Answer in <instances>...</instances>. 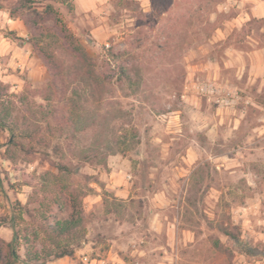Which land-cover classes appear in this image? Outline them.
I'll use <instances>...</instances> for the list:
<instances>
[{
	"label": "rangeland",
	"instance_id": "1",
	"mask_svg": "<svg viewBox=\"0 0 264 264\" xmlns=\"http://www.w3.org/2000/svg\"><path fill=\"white\" fill-rule=\"evenodd\" d=\"M57 1L67 31L112 78L91 91L70 84L75 56L46 19L33 34L69 85L51 91L20 19L33 17L11 18L24 37L0 23V217L15 218L17 264L47 262L54 242L74 249L70 264H264V0ZM120 66L129 80L117 81ZM63 92L72 103L61 112ZM53 162L66 167L58 177ZM57 186L76 191L83 221L54 241L45 227L66 217Z\"/></svg>",
	"mask_w": 264,
	"mask_h": 264
},
{
	"label": "trees",
	"instance_id": "2",
	"mask_svg": "<svg viewBox=\"0 0 264 264\" xmlns=\"http://www.w3.org/2000/svg\"><path fill=\"white\" fill-rule=\"evenodd\" d=\"M57 2V0H18L17 7L7 11L10 18H18L19 12H22L23 10L33 17L27 19L20 17V19L28 31L27 44H29L32 52L37 55L42 65L48 70L50 74V83L48 84L49 89H53L56 85L55 83H59L60 85L64 86L65 89L67 88L66 86L69 85L65 84L66 76L62 66L57 63L55 57L48 51V48L42 44V40L33 34V30L37 29V26L46 19L52 21L53 24V32L50 35L52 41L61 43L62 46L69 50L68 52L70 54L75 56L77 66L75 67L71 76V81L69 80L70 84L77 83L86 91H91L95 90L97 87H102L105 83L111 82L110 79L112 78V75H106L104 73L98 74L97 66L93 59L67 31L61 21L59 13L53 7V4ZM115 75L117 81L119 82H121L123 79L129 80L127 69L124 66H120L117 69V72H115ZM3 90L4 85L0 82V92ZM2 97V94H0V105H2ZM19 99L20 102L23 101L22 97H19ZM71 103L72 98H67L66 92H63L57 104L62 106L59 110L63 112L65 107L69 106ZM55 113L56 111H52L50 112V115L53 116ZM47 115L49 114L47 113ZM1 116H8V111H3ZM45 127L47 130H50L51 126L46 122ZM10 133L13 135V130H11ZM37 143L43 147L48 146V142L44 137L38 139ZM54 150L58 151L60 148L55 146ZM37 154L42 157V160H45L49 157L46 152L37 151ZM51 167L56 170L55 174H51L53 177H58V175H61L66 170V167L61 162H53ZM45 174L50 173L46 172ZM57 187L60 198L55 200V204L58 211H63L66 213V217L59 218L56 216L53 218L51 226L46 225L45 232L53 236L54 241L56 239H62L76 234L78 226H80L83 221V209L81 207L80 200L76 195V191L68 186ZM17 206L22 207V209L25 210L26 215H31L26 207L19 203ZM42 217V221L46 222L47 218L44 216ZM14 219V217H0V227L9 226L12 231V236L8 241L0 237V264H17L19 260V256L17 254V242L19 238L13 226ZM226 235L230 234L226 232ZM54 243L56 245V252L54 254L46 255L43 261L58 260L64 257L72 258L74 256L73 248L68 247L67 245L61 246L58 242Z\"/></svg>",
	"mask_w": 264,
	"mask_h": 264
},
{
	"label": "crops",
	"instance_id": "3",
	"mask_svg": "<svg viewBox=\"0 0 264 264\" xmlns=\"http://www.w3.org/2000/svg\"><path fill=\"white\" fill-rule=\"evenodd\" d=\"M0 23L3 26H6L8 31H16V33L20 37H24L25 31L23 30V28H22L21 24L19 23V21L11 19L5 11H1V10H0ZM19 48H20V51H22V53H23L22 57L25 59V64L24 65H26L27 69H30V67L32 69L33 65H34L33 64L34 59L33 58H29L30 52L28 51V53H27V51L23 50V47H19ZM12 50H13V52L16 53V50H14V49H12ZM103 181L105 182L106 180L104 179ZM105 183H106L105 184L106 190L110 191L115 198L124 199V197L126 195L124 189H120V188L116 189L113 186H110L107 182H105ZM4 240L8 241V238H5ZM85 247H87V246H85ZM70 263H71V260L66 258V257H64V258L58 259L56 261H47V262H45L43 264H70ZM25 264H28V263H25Z\"/></svg>",
	"mask_w": 264,
	"mask_h": 264
}]
</instances>
